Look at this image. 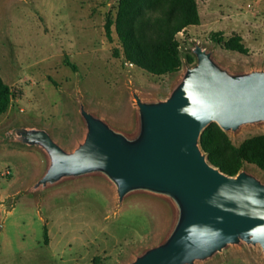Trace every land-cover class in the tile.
Segmentation results:
<instances>
[{
    "label": "rangeland",
    "instance_id": "1",
    "mask_svg": "<svg viewBox=\"0 0 264 264\" xmlns=\"http://www.w3.org/2000/svg\"><path fill=\"white\" fill-rule=\"evenodd\" d=\"M196 3L200 25L177 35L181 71L155 76L113 57L121 43L114 26L107 40L105 24L116 19L120 0H0V76L13 94L0 116V264H128L167 234L171 211L163 200L138 194L120 204L98 172L30 193L47 157L40 147L9 139L19 130H46L73 151L87 132L81 106L115 130L132 132L135 95L166 100L196 65L197 46L233 73L264 71V0ZM237 39L248 53L233 50ZM208 130L213 137L226 133L236 147L264 136V124L234 133L213 123ZM243 171L264 183L257 165L245 162ZM196 264H264V255L259 247L231 246Z\"/></svg>",
    "mask_w": 264,
    "mask_h": 264
},
{
    "label": "water",
    "instance_id": "2",
    "mask_svg": "<svg viewBox=\"0 0 264 264\" xmlns=\"http://www.w3.org/2000/svg\"><path fill=\"white\" fill-rule=\"evenodd\" d=\"M194 54L196 65L166 100L135 95L132 132L115 130L81 106L87 132L73 151L46 130H19L9 139L40 147L47 157V170L30 193L98 172L120 204L138 194L164 201L171 211L167 234L128 264H196L242 245L264 255V183L245 171L235 177L221 172L200 146L213 123L234 133L264 124V71L233 73L201 47Z\"/></svg>",
    "mask_w": 264,
    "mask_h": 264
},
{
    "label": "trees",
    "instance_id": "3",
    "mask_svg": "<svg viewBox=\"0 0 264 264\" xmlns=\"http://www.w3.org/2000/svg\"><path fill=\"white\" fill-rule=\"evenodd\" d=\"M201 23L196 0H120L115 20L107 19L105 35L112 42V28L121 43V50L113 51L114 58H123L135 67L155 76L171 75L181 71L182 56L177 35ZM233 50L246 54L248 50L237 39ZM193 61L188 58L187 64ZM66 66L74 72L76 65L68 58ZM13 97L12 91L0 76V116ZM200 146L211 165L228 176H237L244 163L257 165L264 171V136L247 140L236 147L224 132L215 137L208 128L202 133ZM227 153L226 160L222 155ZM45 243L48 230L44 229Z\"/></svg>",
    "mask_w": 264,
    "mask_h": 264
}]
</instances>
